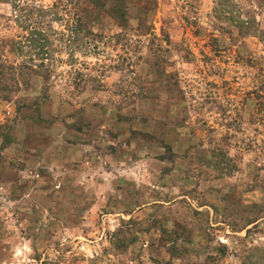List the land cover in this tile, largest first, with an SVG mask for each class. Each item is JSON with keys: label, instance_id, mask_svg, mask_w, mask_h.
<instances>
[{"label": "rangeland", "instance_id": "rangeland-1", "mask_svg": "<svg viewBox=\"0 0 264 264\" xmlns=\"http://www.w3.org/2000/svg\"><path fill=\"white\" fill-rule=\"evenodd\" d=\"M28 3L100 36L31 74L0 0V264H264V0Z\"/></svg>", "mask_w": 264, "mask_h": 264}, {"label": "trees", "instance_id": "trees-1", "mask_svg": "<svg viewBox=\"0 0 264 264\" xmlns=\"http://www.w3.org/2000/svg\"><path fill=\"white\" fill-rule=\"evenodd\" d=\"M6 3L12 4L14 16L12 19L21 26L29 28L26 43L22 45V41L14 43L12 49L22 55L23 58L18 69L27 70L31 74H39L42 71L50 76V68L60 60L56 58V53L60 55L67 52V62L73 63L76 58L74 54L77 51H83L84 54H90L97 48V42L100 35L95 34L88 27V10L75 4L73 15L65 22L66 29L58 32L52 26V22L56 19L62 20V16L58 10L53 8H40L36 16L33 14V7L28 0H4ZM91 5L96 9H100L104 5V0H89ZM58 8L57 4L53 6ZM119 9L115 8L114 13H118ZM99 13V12H98ZM123 13L119 14V17ZM52 16L51 19L49 17ZM47 18V20L45 19ZM47 21V23H46ZM57 42L59 43L57 45ZM25 46V48H24ZM25 49L27 50L25 52ZM38 61L37 64L34 62ZM63 61V60H62ZM48 75L45 78L48 79Z\"/></svg>", "mask_w": 264, "mask_h": 264}]
</instances>
